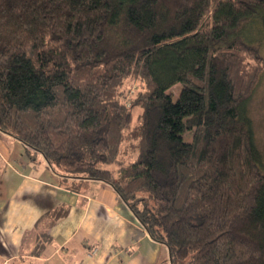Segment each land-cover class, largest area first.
<instances>
[{
	"label": "trees",
	"instance_id": "1",
	"mask_svg": "<svg viewBox=\"0 0 264 264\" xmlns=\"http://www.w3.org/2000/svg\"><path fill=\"white\" fill-rule=\"evenodd\" d=\"M254 24L264 0H0V132L109 184L171 264H264Z\"/></svg>",
	"mask_w": 264,
	"mask_h": 264
},
{
	"label": "crops",
	"instance_id": "2",
	"mask_svg": "<svg viewBox=\"0 0 264 264\" xmlns=\"http://www.w3.org/2000/svg\"><path fill=\"white\" fill-rule=\"evenodd\" d=\"M0 264L171 263L109 184L64 176L0 132Z\"/></svg>",
	"mask_w": 264,
	"mask_h": 264
},
{
	"label": "rangeland",
	"instance_id": "3",
	"mask_svg": "<svg viewBox=\"0 0 264 264\" xmlns=\"http://www.w3.org/2000/svg\"><path fill=\"white\" fill-rule=\"evenodd\" d=\"M249 34L252 36V40L258 42L259 54L263 60V70L259 78L253 85L250 92V96L247 102V114L251 120L252 131L254 136V142L261 153L262 162L264 166V42L261 40L260 31L257 24H254ZM141 84L138 80H127L120 91V96L124 98L126 102L129 98L134 97L136 92L140 89ZM181 86L179 84L173 86L169 91L172 93V98L175 101L178 98ZM140 114L139 109H135L133 112V123L136 121V117ZM190 134H185V141H190ZM127 143V142H126Z\"/></svg>",
	"mask_w": 264,
	"mask_h": 264
},
{
	"label": "built area",
	"instance_id": "4",
	"mask_svg": "<svg viewBox=\"0 0 264 264\" xmlns=\"http://www.w3.org/2000/svg\"><path fill=\"white\" fill-rule=\"evenodd\" d=\"M95 252V249H93L90 253L93 254Z\"/></svg>",
	"mask_w": 264,
	"mask_h": 264
}]
</instances>
